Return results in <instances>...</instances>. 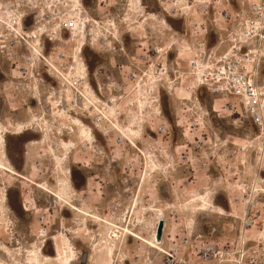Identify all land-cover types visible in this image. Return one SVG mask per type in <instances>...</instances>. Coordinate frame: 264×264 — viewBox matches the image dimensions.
<instances>
[{
    "label": "rangeland",
    "instance_id": "obj_1",
    "mask_svg": "<svg viewBox=\"0 0 264 264\" xmlns=\"http://www.w3.org/2000/svg\"><path fill=\"white\" fill-rule=\"evenodd\" d=\"M202 1L141 0L156 14L142 19L137 0H35L34 8L0 0L25 13V28L43 32L40 44L0 53V161L17 173L0 171L1 262L60 264L53 257L65 236L74 264H264V132L230 98L197 85L188 67L225 51L224 10L237 5ZM78 14L87 19L81 51L69 25ZM155 46L163 55H152ZM133 70L139 79L128 78ZM18 121L31 128L14 134L25 126ZM59 180L71 186L67 202L46 191L63 192ZM158 208L162 252L145 243ZM114 224L141 238L123 236L110 262ZM203 246L215 256L205 258Z\"/></svg>",
    "mask_w": 264,
    "mask_h": 264
},
{
    "label": "built area",
    "instance_id": "obj_2",
    "mask_svg": "<svg viewBox=\"0 0 264 264\" xmlns=\"http://www.w3.org/2000/svg\"><path fill=\"white\" fill-rule=\"evenodd\" d=\"M34 8L35 0H28ZM229 2V0H226ZM233 1V0H232ZM161 2V0H160ZM237 8L234 11L224 10V20H228L223 28L224 39L220 40L226 48L225 51L210 60L207 56L199 55L188 60V67L197 85H203L208 90L220 96L230 98V108L262 129L264 128V77L261 69L264 65V0H234ZM11 3L8 7L0 3V53L14 50L23 45L27 49L41 39L42 30L39 27L25 28V13ZM208 6L206 5L205 8ZM6 8V9H5ZM38 44V43H37ZM34 50V48H32ZM152 55H163V48L155 46L151 49ZM163 69V71H162ZM162 73H167L162 68ZM262 76V77H261ZM130 80L140 77L136 70L128 73ZM154 88L149 87L145 97L155 102ZM134 101L129 102L130 107L135 106ZM260 179L259 182H262ZM258 182V181H257ZM244 225L250 226V222ZM163 236V234H162ZM182 243L189 239L182 237ZM205 258L215 256V247L203 246ZM210 251V252H209ZM172 255L168 254L167 262L172 263Z\"/></svg>",
    "mask_w": 264,
    "mask_h": 264
},
{
    "label": "bare ground",
    "instance_id": "obj_3",
    "mask_svg": "<svg viewBox=\"0 0 264 264\" xmlns=\"http://www.w3.org/2000/svg\"><path fill=\"white\" fill-rule=\"evenodd\" d=\"M73 1H75L76 3H77V5H81V3H80V0H73ZM180 1H182V0H180ZM199 0H185V8H190L191 7V5H192V3L193 2H198ZM202 2H204V3H208V5H211V1L210 0H204V1H202ZM136 8H138L139 9V11L140 12H144L143 13V15H142V19L146 16V15H151V16H156V14L155 13H152V12H149V11H144V8H143V6H142V2H141V0H137V2H136ZM140 8H142V9H140ZM78 19H72V21H70L69 22V25L71 26L70 28L73 30L72 32H71V34H74L75 32H76V30H78L79 31V33H80V36H81V41H80V43H79V45H78V50L79 51H81V47H82V42L84 41V39H85V28H86V24H87V19H85V20H83L82 19V17H81V15L80 14H78ZM140 19V18H139ZM164 24H168V22L166 21V19H165V21H164ZM40 41H41V39L38 37L37 38V43L38 44H40ZM37 55H39L41 58H43V59H45V56H43V55H41L40 53H37ZM41 58H38V60H40ZM77 62V67H79V64H81L82 65V63L81 62H79V61H76ZM78 70V69H77ZM80 70V69H79ZM77 71L80 75H78V78L79 79H85V75H84V73H82V70H81V72L80 71ZM162 71H163V69H162ZM167 73H166V75H165V78L167 77L168 78V80H171V78L169 77V73H168V71H166ZM34 76V75H33ZM74 77H75V75H74ZM263 77H264V75H263ZM78 79V80H79ZM179 79V78H178ZM158 81H159V84H158V89H160L161 88V82H162V79L161 78H159L158 79ZM194 86H192V84L190 85V89L192 90V88H193ZM93 94H94V92H93ZM92 94V95H93ZM95 98H97L96 97V94H95V96H94ZM217 97H219V96H217ZM216 97V98H217ZM146 98V97H145ZM147 103V102H146ZM213 109H216L215 107H213ZM72 118V120H73V124H76V125H79L78 126V131H83V132H86V129H85V124L82 122V120H81V118L80 117H71ZM74 118H75V121H74ZM29 128V127H28ZM22 129H23V131H24V129H25V127H22ZM68 130H70L72 133L73 132H75V129H74V126L73 125H71V126H69L68 128H67ZM131 131H133V130H131ZM261 131H263L264 132V128H262L261 129ZM7 132V131H6ZM20 132H22V130H20ZM8 133V132H7ZM2 135V134H1ZM0 135V143L1 142H3L4 141V139H3V135L1 136ZM62 142V144H65L63 141H61ZM130 144L133 146V147H135V148H137V145H136V143H134V142H130ZM0 171H2V172H6V173H8V174H10L11 176H14V175H16L17 173H16V171L12 168V167H9V166H7V165H5L4 163H2L1 161H0ZM22 176V175H21ZM58 185L60 186V189L63 191V192H61V191H56V190H54V191H52V190H48V189H46V191H48L49 193H50V195H52V196H54L56 199H58L57 201H61V202H67V201H65L63 198H65V196L64 195H66V196H68L69 195V191H70V188H71V186H70V184L69 183H67V181L65 180V181H61V180H59L58 181ZM69 208H71V209H74V210H77V207L75 206V205H73V204H69ZM156 214H157V222H156V224L154 225V228H153V232H152V237L150 238V239H145V243L148 245V247H150V248H153V249H155L156 251H160V252H162L163 250H162V246H161V242L163 241V238H164V234H163V236H162V239L160 240V241H157L156 240V228H157V225H158V222H159V220H163L164 221V227L166 228V226L167 225H165V223H166V217H165V214L161 211V209L160 208H158L157 210H156ZM96 217V219H98V220H100L99 219V217L98 216H95ZM104 221V220H103ZM108 223V222H107ZM113 227L114 228H116V229H113L111 232H110V234L108 235V239L105 241V243H107L106 244V257L108 258V259H110V262H112V258H113V255H114V244H118V243H120L121 242V239L123 238V236L124 237H136V238H141L139 235H137L136 233H134V232H132V231H130L129 230V228L128 227H123V228H121L120 226H118V225H116V224H114L113 225ZM163 231H165V229L163 228ZM63 242H64V244L66 245V247H64L63 248V250H61V251H58L57 253H56V255L53 257V259L54 260H57V261H59L60 262V264H74L73 262L75 261L74 260V257H75V253H76V249H74V247L72 246V243H71V241H70V239L69 238H66L65 236H63ZM0 264H5V263H3V262H1L0 261ZM110 264V263H109ZM112 264V263H111Z\"/></svg>",
    "mask_w": 264,
    "mask_h": 264
},
{
    "label": "water",
    "instance_id": "obj_4",
    "mask_svg": "<svg viewBox=\"0 0 264 264\" xmlns=\"http://www.w3.org/2000/svg\"><path fill=\"white\" fill-rule=\"evenodd\" d=\"M163 228H164V221L159 220L157 228H156V240L160 241L162 239V234H163ZM85 254L82 255V260L85 259Z\"/></svg>",
    "mask_w": 264,
    "mask_h": 264
},
{
    "label": "crops",
    "instance_id": "obj_5",
    "mask_svg": "<svg viewBox=\"0 0 264 264\" xmlns=\"http://www.w3.org/2000/svg\"><path fill=\"white\" fill-rule=\"evenodd\" d=\"M17 123H19V124H23L22 122H20V121H18ZM17 123H16V126H15V128L16 129H18L17 128ZM23 125H25V124H23ZM25 127V129H24V131L23 132H19L18 130H17V132H15L14 134H21V133H24L25 132V130H28V129H30L31 127L30 126H27V125H25L24 126ZM29 127V128H28ZM33 127V126H32ZM39 130H41L42 132L44 131V130H42V128H40L39 127ZM45 134V133H44ZM34 142V141H33ZM38 141H35V143H37Z\"/></svg>",
    "mask_w": 264,
    "mask_h": 264
},
{
    "label": "flooded vegetation",
    "instance_id": "obj_6",
    "mask_svg": "<svg viewBox=\"0 0 264 264\" xmlns=\"http://www.w3.org/2000/svg\"><path fill=\"white\" fill-rule=\"evenodd\" d=\"M2 127V126H1ZM0 133L4 134L3 129H0ZM15 133V132H14ZM1 135V134H0ZM2 136V135H1ZM23 205V204H22Z\"/></svg>",
    "mask_w": 264,
    "mask_h": 264
}]
</instances>
